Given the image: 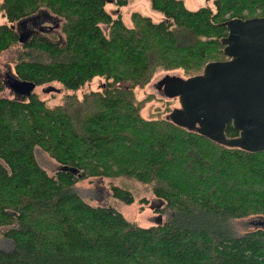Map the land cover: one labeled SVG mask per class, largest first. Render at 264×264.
Instances as JSON below:
<instances>
[{
	"label": "trees",
	"instance_id": "1",
	"mask_svg": "<svg viewBox=\"0 0 264 264\" xmlns=\"http://www.w3.org/2000/svg\"><path fill=\"white\" fill-rule=\"evenodd\" d=\"M130 1L113 0L116 17L105 0L0 3V55L14 49L12 76L35 85L28 97H0V236L12 244L0 249V264H264V228L233 235L228 224L264 217V150L218 145L166 116L144 119L134 98L159 70L188 78L225 60L224 23L264 17V0H214V9L195 11L182 0H149L161 20L133 12L126 26L119 12ZM97 77L100 91L66 94L52 107L35 93L52 82L78 91ZM225 135L238 132L228 124ZM37 149L57 164L53 175ZM85 179L147 187L153 200L139 203L161 222L141 227L109 205H89L75 191ZM110 194L135 202L120 185Z\"/></svg>",
	"mask_w": 264,
	"mask_h": 264
},
{
	"label": "water",
	"instance_id": "2",
	"mask_svg": "<svg viewBox=\"0 0 264 264\" xmlns=\"http://www.w3.org/2000/svg\"><path fill=\"white\" fill-rule=\"evenodd\" d=\"M224 25L227 33L220 43L225 60L207 63L195 76L165 75L162 79L170 82L165 96L178 101L166 118L218 145L256 153L264 150V17L233 18ZM27 35L20 33L19 43ZM3 83L20 98L28 97L35 88L11 75ZM51 91L59 92L47 90ZM228 124L238 132L235 138L226 137ZM68 170L77 173L75 168ZM160 222L161 215L156 223ZM256 226L264 228V220Z\"/></svg>",
	"mask_w": 264,
	"mask_h": 264
},
{
	"label": "rangeland",
	"instance_id": "3",
	"mask_svg": "<svg viewBox=\"0 0 264 264\" xmlns=\"http://www.w3.org/2000/svg\"><path fill=\"white\" fill-rule=\"evenodd\" d=\"M105 10L112 16L116 17L117 8L113 4V0H105ZM185 7L190 11H195L201 7H210L214 9V0H182ZM2 0H0V3ZM133 12H138L143 16L151 18L153 21L158 22L162 18V14L153 10L150 6L149 0H132L129 4L120 9L119 14L123 18V22L126 26H130V15ZM6 20L0 15V24H5ZM47 24L46 29L48 31H57L58 27L53 22H45ZM24 28L21 30L23 31ZM22 33L26 34V29ZM16 57V51L14 49L7 50L0 55V79L5 80L6 76H12V69L14 67ZM171 77L180 76L185 78V73L181 69H175L171 71H157L150 79L149 83L142 88L134 89V98L136 101L142 102V108L140 115L144 119L149 118H160L168 115L170 110L174 107H178L177 99L167 97L163 94L164 84L162 82L164 74ZM165 74V75H166ZM187 75V74H186ZM104 80L102 78H94L91 82L86 83L78 91L64 89L59 83L52 82L49 85L37 87L35 93L43 100L47 102L49 107L57 105L61 102L62 97L66 94H76L79 98L83 95L93 92L100 91L104 86ZM155 84V85H154ZM126 86V85H123ZM49 88L58 89L59 92L51 91L47 92ZM13 98L15 94L10 90L6 89L0 93L1 96ZM152 96L150 98H147ZM17 97V96H16ZM36 159L39 165L49 174L53 175L58 167L57 164L48 157V155L40 150L35 151ZM120 185L126 187L130 192L133 193L135 202L131 205H127L121 201L115 200L111 197L110 186ZM75 191L77 194L89 205L93 207L109 205L116 211L124 216V218L132 223L137 224L141 227H148L155 225L157 216L152 212L149 206H141L139 201L142 198L147 200H153L150 190L131 180L117 179L111 180H99V179H85L79 181L75 185ZM170 214L164 215V219ZM264 220L263 216H251L243 219H229L228 224L230 231L233 235H239L241 233L249 232L257 228L256 222ZM12 244L5 238L0 236V249H10Z\"/></svg>",
	"mask_w": 264,
	"mask_h": 264
},
{
	"label": "flooded vegetation",
	"instance_id": "4",
	"mask_svg": "<svg viewBox=\"0 0 264 264\" xmlns=\"http://www.w3.org/2000/svg\"><path fill=\"white\" fill-rule=\"evenodd\" d=\"M24 29H26L27 30V28L25 27ZM24 29H23V31H24ZM166 74V73H165ZM165 74H164V76H165ZM167 75V74H166ZM164 76H163V78H164ZM162 82H163V84H164V87H163V89H162V91H163V94L164 95H166V88L169 86V84H170V82H168V81H163L162 80ZM155 85V84H154ZM175 108V107H174ZM173 109V108H172ZM171 109V110H172ZM170 110V111H171Z\"/></svg>",
	"mask_w": 264,
	"mask_h": 264
},
{
	"label": "bare ground",
	"instance_id": "5",
	"mask_svg": "<svg viewBox=\"0 0 264 264\" xmlns=\"http://www.w3.org/2000/svg\"><path fill=\"white\" fill-rule=\"evenodd\" d=\"M27 36H28V35H27ZM28 37H29V36H28ZM28 37L26 38V40L28 39ZM18 42H19V41H18ZM25 42H26V41H25ZM25 42H24V43H25ZM21 44H23V43H21ZM32 92H33V91H32ZM75 175H76V174H75ZM156 220H157V219H156Z\"/></svg>",
	"mask_w": 264,
	"mask_h": 264
}]
</instances>
